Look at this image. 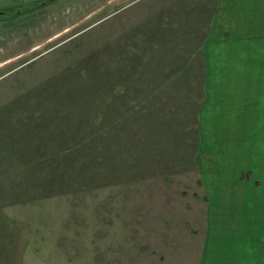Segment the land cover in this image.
<instances>
[{"label": "rangeland", "instance_id": "obj_1", "mask_svg": "<svg viewBox=\"0 0 264 264\" xmlns=\"http://www.w3.org/2000/svg\"><path fill=\"white\" fill-rule=\"evenodd\" d=\"M40 1L0 0V264H198L217 192L264 189L227 62L264 0Z\"/></svg>", "mask_w": 264, "mask_h": 264}, {"label": "crops", "instance_id": "obj_2", "mask_svg": "<svg viewBox=\"0 0 264 264\" xmlns=\"http://www.w3.org/2000/svg\"><path fill=\"white\" fill-rule=\"evenodd\" d=\"M226 1L228 10L226 17L231 21L235 12L232 4H236V0ZM252 1L255 4L259 3V0ZM228 32V83L229 93L232 95L229 113L239 114L242 113V109H247V105H251L249 103L255 98L260 106L263 105L264 72L260 70L253 74L254 71L251 70L254 67L264 69V30L240 31L230 25ZM253 33L258 35L255 44ZM251 109L250 112L255 115L264 112V108L252 111ZM237 125L238 123L233 124L236 130H246H243V127L237 129ZM252 171L264 174V167ZM257 176L260 179V176ZM255 187L222 188L216 191L217 195L224 197L218 201L220 203L211 206L210 202L208 205L205 235L198 264H264V189ZM243 195L246 197H242ZM248 243L254 249L253 254L238 251L240 245Z\"/></svg>", "mask_w": 264, "mask_h": 264}, {"label": "clouds", "instance_id": "obj_3", "mask_svg": "<svg viewBox=\"0 0 264 264\" xmlns=\"http://www.w3.org/2000/svg\"><path fill=\"white\" fill-rule=\"evenodd\" d=\"M238 251L243 254L251 255L254 252V249L252 248V245L250 243L240 245L238 248Z\"/></svg>", "mask_w": 264, "mask_h": 264}, {"label": "trees", "instance_id": "obj_4", "mask_svg": "<svg viewBox=\"0 0 264 264\" xmlns=\"http://www.w3.org/2000/svg\"><path fill=\"white\" fill-rule=\"evenodd\" d=\"M46 3H48V0H42V1L38 2L35 6L30 7L29 9H33V8L38 7V6L40 7V6H42V5L46 4ZM25 8L28 9V7H25ZM3 13H5V12H3Z\"/></svg>", "mask_w": 264, "mask_h": 264}, {"label": "water", "instance_id": "obj_5", "mask_svg": "<svg viewBox=\"0 0 264 264\" xmlns=\"http://www.w3.org/2000/svg\"><path fill=\"white\" fill-rule=\"evenodd\" d=\"M51 0H48V2H50ZM26 8H21L19 9L17 12H15L14 14H18L19 12H22L23 10H25ZM0 14H3V11H0Z\"/></svg>", "mask_w": 264, "mask_h": 264}]
</instances>
